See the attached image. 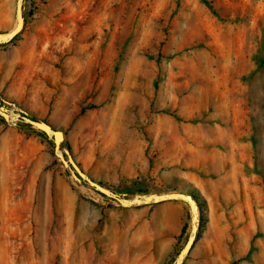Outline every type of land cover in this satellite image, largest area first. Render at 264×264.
Segmentation results:
<instances>
[{"label":"rangeland","instance_id":"1","mask_svg":"<svg viewBox=\"0 0 264 264\" xmlns=\"http://www.w3.org/2000/svg\"><path fill=\"white\" fill-rule=\"evenodd\" d=\"M16 4L0 0V32ZM24 16L0 43V102L62 130L122 197L192 194L183 264H264V0H25ZM19 122L0 116V264L174 263L187 203L123 206Z\"/></svg>","mask_w":264,"mask_h":264},{"label":"water","instance_id":"2","mask_svg":"<svg viewBox=\"0 0 264 264\" xmlns=\"http://www.w3.org/2000/svg\"><path fill=\"white\" fill-rule=\"evenodd\" d=\"M25 0H17L16 4V20L17 25L13 27L10 31L0 32V43H7L13 40L24 28L25 26ZM14 113L12 117L11 113ZM0 116L11 124H16V121H22L24 123L32 125L34 128L43 131L49 139L53 140L55 154L61 158L64 164L68 165L75 173V176L79 177L81 180L85 181L90 186L94 187L97 191L104 193L120 202L123 206H132L148 203H158L168 200H181L186 202L190 206L191 211V230L190 236L187 243L180 250V253L173 264H183L184 260L190 253L192 249V244L194 245L198 233V223L201 220V208L198 200L189 193L185 192H165V193H149L142 194V198L135 195L133 199L122 197L120 194L115 193L109 188L103 186L102 184L94 181L89 177L82 168L75 162L71 153L68 149H63L62 144L64 142V136L59 137L58 134L64 133L62 130L55 129L52 125L44 120H37L28 115V113L20 110L18 112L8 109L0 102ZM199 216V217H198Z\"/></svg>","mask_w":264,"mask_h":264},{"label":"crops","instance_id":"3","mask_svg":"<svg viewBox=\"0 0 264 264\" xmlns=\"http://www.w3.org/2000/svg\"><path fill=\"white\" fill-rule=\"evenodd\" d=\"M212 183H217V181L216 182H213L212 180L210 181H204V182H201V181H199L198 182V187H206L208 184H212ZM213 185V184H212ZM201 188V189H202ZM186 203V202H185ZM164 205H170V204H164ZM161 206H163V205H161ZM171 206V205H170ZM172 208H173V210H174V212H175V215L177 216V217H179L180 216V208H178V207H174V206H171ZM167 222V221H166ZM166 222L165 223H161L160 225L161 226H165V224H166ZM143 240H144V242H148L150 239H149V237L147 236V234L146 233H144V235H143ZM133 241V240H132ZM134 241H136V240H134ZM145 247H148L147 246V244L145 243ZM210 247H211V245H210ZM222 248H223V246L221 245V249H219V247H218V250H217V252L219 251V250H222ZM148 250H149V252H150V247H148ZM211 251H212V249H211ZM150 257V256H149ZM210 259H215L217 262H219L220 260L221 261H226L225 260V258H222V256L219 254V252L217 253V254H215L214 256H212V255H210ZM200 260V259H199ZM201 261V260H200ZM203 261H205V259H203Z\"/></svg>","mask_w":264,"mask_h":264},{"label":"trees","instance_id":"4","mask_svg":"<svg viewBox=\"0 0 264 264\" xmlns=\"http://www.w3.org/2000/svg\"><path fill=\"white\" fill-rule=\"evenodd\" d=\"M17 38V36L14 38V39H16ZM32 118H34V117H32ZM34 119H36V118H34ZM18 126L20 127V128H22V129H24V130H33V131H37V132H39L44 138H45V140L47 141V142H49V143H51V144H53L54 145V143H53V140L52 139H49L48 138V136L43 132V131H40V130H38V129H35L32 125H30V124H27V123H24V122H19L18 123ZM200 229V228H199ZM199 236V234L197 233V237Z\"/></svg>","mask_w":264,"mask_h":264},{"label":"bare ground","instance_id":"5","mask_svg":"<svg viewBox=\"0 0 264 264\" xmlns=\"http://www.w3.org/2000/svg\"><path fill=\"white\" fill-rule=\"evenodd\" d=\"M16 25H17V22H16ZM16 25H15V26H16ZM15 26H14V27H15ZM11 115H12V117H14V113H13V112L11 113ZM58 136H59V137H61V136L63 137V136H64V133H60V134H58ZM137 197L143 199L142 195H138ZM133 198H134V197H132L131 199H133ZM189 208H190V206H189ZM198 217H199V216H198ZM200 222H201V220H200L199 223H198V231H199ZM189 236H190V235H189ZM188 239H189V237H188ZM188 239H187V241H188ZM187 241H186V243H187ZM186 243H185V244H186ZM192 246H193V244H192ZM183 247H184V246H183ZM179 253H180V252H179ZM178 255H179V254H178ZM128 256H129V255H128ZM177 257H178V256H177ZM128 258H129V257H128ZM130 258H131V257H130ZM133 258H134V257H133ZM131 262H132V261H131ZM135 262H136V261H135ZM135 264H137V263H135Z\"/></svg>","mask_w":264,"mask_h":264}]
</instances>
